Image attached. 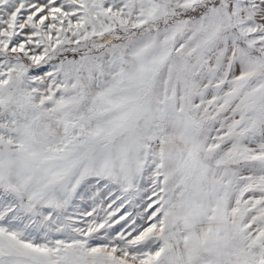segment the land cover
Wrapping results in <instances>:
<instances>
[{"label": "snow or ice", "instance_id": "6c2138e0", "mask_svg": "<svg viewBox=\"0 0 264 264\" xmlns=\"http://www.w3.org/2000/svg\"><path fill=\"white\" fill-rule=\"evenodd\" d=\"M0 264H264V0H0Z\"/></svg>", "mask_w": 264, "mask_h": 264}]
</instances>
